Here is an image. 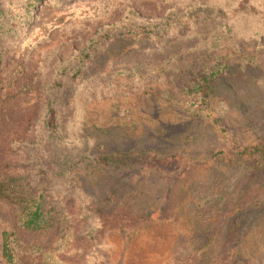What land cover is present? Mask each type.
<instances>
[{"label": "rangeland", "instance_id": "374dc122", "mask_svg": "<svg viewBox=\"0 0 264 264\" xmlns=\"http://www.w3.org/2000/svg\"><path fill=\"white\" fill-rule=\"evenodd\" d=\"M32 4L0 0V44L8 77L21 67L43 84L9 109L17 121L37 106L24 166L31 185L49 181L47 226L25 229L20 209L0 199V264L5 231L16 235L18 264H215L220 243L229 264H264V167L253 172L219 160L235 144L264 140L261 94L240 87L235 64L232 80L241 93L220 88L206 100L216 117L192 84L235 45H264V26H245L250 20L241 15L249 1ZM54 83L55 131L44 126L42 99ZM105 151L148 155L118 169L98 161ZM170 153L183 155V163L160 168ZM235 220L240 235L231 239Z\"/></svg>", "mask_w": 264, "mask_h": 264}, {"label": "trees", "instance_id": "16d2710c", "mask_svg": "<svg viewBox=\"0 0 264 264\" xmlns=\"http://www.w3.org/2000/svg\"><path fill=\"white\" fill-rule=\"evenodd\" d=\"M35 4L41 0H32ZM249 1V8L247 11L241 12V15L250 20V23H245V26H264V0H247ZM32 4V5H35ZM242 5V4H241ZM4 11L0 8V13ZM225 11V10H224ZM226 12V11H225ZM227 13V12H226ZM264 36V29L261 30ZM264 38V37H262ZM264 45L258 43L252 50H248L247 47L235 45L229 54H223L220 57L212 59L208 66L206 73L199 74V78L192 84L195 85V92L197 97L201 99L205 104V110L211 112L210 115L216 116L217 109L212 106L211 102L206 100L214 99L217 96V92L221 89L230 88L241 93L236 85L233 84V70L234 65L239 64L241 73H243L242 83L240 87L244 88L252 86V91L261 95L258 98V103L264 109ZM5 54L3 52V45L0 44V199L8 200L14 206L20 209L22 212V219L24 228L30 231H39L46 227L45 220L47 219L48 199L45 197L47 186L49 181L42 179L35 181V185H31L28 182L27 173L25 171L27 164L26 150L31 140V126H32V112L37 110L36 104H33L28 111L19 115V119L14 121L15 115H12L10 107L16 104H21V97L31 93V91H41L42 81L31 77L28 79L24 77L23 70L20 67L19 73L13 78L8 77L5 74ZM65 73V69L63 70ZM61 76L60 79H63ZM197 83V84H196ZM54 85H51L52 92L49 95L41 96L42 99L48 101L47 106V120L44 126L47 130H57L58 124V110L54 106L57 103L58 92ZM221 88V89H220ZM263 94V95H262ZM41 99V100H42ZM37 100H39L37 98ZM159 107H161L159 101ZM219 113V112H218ZM166 138V137H165ZM230 150L222 151L220 153V161L226 166L236 167L238 165L245 167L248 170L256 172L262 170L264 167V140L259 144L244 145L235 144ZM102 153L98 161L105 165L116 167L118 169L135 167L139 162L137 158H134L135 153H115L112 152ZM147 152H141V155H137L140 161L147 160ZM159 154H157L158 156ZM39 159V158H38ZM158 160L159 167H166L180 165L184 161L183 155L170 153L164 160ZM156 164V163H155ZM39 170L42 174L46 173L44 165L38 163ZM58 167L61 170H65L62 165ZM257 171V172H258ZM52 173V171H51ZM40 174V173H38ZM249 192L248 194H250ZM247 194V195H248ZM244 205V204H243ZM250 204L247 206L249 209ZM239 228H241V221H231L229 238H233L234 235L239 237ZM231 235V236H230ZM213 240V239H212ZM209 241V243L212 242ZM2 258L5 264H18L16 256V235L13 232L5 231L2 234ZM227 241V240H226ZM222 242V241H221ZM228 242V241H227ZM225 243H220V255L216 253L214 260L217 264H229L221 253L225 248ZM209 246H202L195 252V258L197 260L203 259L208 253ZM240 251L235 250L233 255L234 261L240 263L239 259ZM214 261V262H215ZM215 263V264H216Z\"/></svg>", "mask_w": 264, "mask_h": 264}]
</instances>
